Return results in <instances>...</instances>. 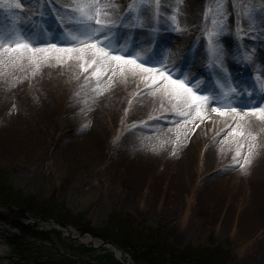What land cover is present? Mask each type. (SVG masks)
Segmentation results:
<instances>
[{
	"label": "rangeland",
	"instance_id": "obj_1",
	"mask_svg": "<svg viewBox=\"0 0 264 264\" xmlns=\"http://www.w3.org/2000/svg\"><path fill=\"white\" fill-rule=\"evenodd\" d=\"M92 1L71 0V3L77 7ZM130 1L131 11L142 13L139 20L137 16L128 20L126 13L119 15L121 0L117 4L108 0L106 4L115 5L110 13L111 33L105 30L101 35L108 32V43L116 50L115 54L131 53L126 58L139 54L149 61L146 67L159 68L166 62L164 54L151 47L152 32L145 38L140 36V45L131 42L134 47L126 39L131 38V31L136 36L143 30L148 32L144 25L152 28L156 21L165 24L168 21L154 19L158 11L156 3L155 7L148 5L153 0H145V8L141 7L142 0ZM180 1L159 0V6L165 4L161 11L170 18L178 9L179 24L187 34L216 32L223 24V31L229 30L231 34L224 37L222 45L234 44L237 38L242 48L252 45L248 37L253 33L264 35L261 20L248 14L254 11L264 14V0H200L198 7L188 9V14L178 4ZM64 2L0 0V34L5 37L13 34L11 38L17 39L23 33L33 48L47 49L38 56L29 51L25 53L27 58H20L11 47L8 53L0 48V209L7 213L0 222L12 230L5 236L6 253L12 255L10 264H124L111 249L91 247L90 242L73 239L63 231L33 221L41 216L67 225L74 232H90L96 239L111 241L137 264H264V208L259 210L256 222L247 221L252 206L264 204V177L255 180L248 174L244 179L230 176L239 169L253 173L258 165L264 172L263 151L242 150L238 161L235 155L227 157L236 160V165L229 170L222 167L218 173L212 171L210 182L219 181L218 185L222 176L226 181L222 190L208 196L206 202L201 200L198 190L190 193L189 186L195 182L192 177L173 179L178 183L172 188L171 179L160 175L158 164L150 165L140 175L135 162H127L124 157L144 150L150 153L154 148L167 150L170 155L183 149L191 151L192 113L188 116L162 113L152 121L150 112L131 111L139 98L130 100L132 103L125 107V112H113L124 98L120 95L124 89L118 77L121 69L115 68L117 63H93L90 55L77 60L76 53L51 48L53 44L57 48L81 47L72 41L80 17L68 6L63 7L67 14L59 10L58 3ZM15 3L21 4V8L9 7ZM30 11L40 16H32ZM50 15L55 20L47 19ZM198 42L206 47L204 41ZM165 49L170 52V46ZM177 49L173 51L171 46L172 52L181 56L184 51ZM245 60L250 65L248 58ZM186 65L182 61L177 69L188 76L192 69ZM69 66L74 67L76 75H80L79 68L84 71V83L74 90L72 84L78 79L69 76ZM209 71L213 77V69ZM247 71L263 88V76L251 68ZM140 77L144 80L142 75L137 76ZM154 80L149 78L147 82L152 84ZM161 84L159 81L151 88L145 85L139 93L146 96ZM110 93L115 103L109 102L101 110L99 104L105 103L103 99L107 96L112 97L104 96ZM198 93L208 95L204 88ZM218 95V92L212 95L216 103ZM234 96L240 106H233L240 109L261 107V94ZM91 106L97 110L89 112ZM110 123L113 129L109 130ZM164 127L170 128L169 137H165ZM114 128L120 129L118 141H114ZM69 145L76 147L70 152ZM228 154L224 153L221 160ZM246 156L251 160L247 167ZM192 157L196 158L195 152ZM238 182L242 184L239 193L229 191L228 187L233 186L230 183ZM11 241L15 242L16 251Z\"/></svg>",
	"mask_w": 264,
	"mask_h": 264
},
{
	"label": "bare ground",
	"instance_id": "obj_2",
	"mask_svg": "<svg viewBox=\"0 0 264 264\" xmlns=\"http://www.w3.org/2000/svg\"><path fill=\"white\" fill-rule=\"evenodd\" d=\"M65 1L66 2L64 3H58L57 6L59 10L62 9L67 14V11L64 8L68 6L69 8L73 9L75 5L74 3H71V0H65ZM107 1L108 0H93L91 4H100V3L106 4ZM110 1H112L114 4L115 2L116 4L118 3V0H110ZM121 1L122 3H118L120 4L118 7L120 10L119 15L121 13H126L128 15L127 16L128 20L130 19L132 20L133 18H135L137 14L133 11H130V9H132L130 6V3L132 1L130 0H128L127 2H124V0ZM178 4H180L184 12L188 14L190 13V10L192 8H196L199 6L200 0H181L180 2H178ZM148 5H150L149 6L150 8L155 7V1L154 0L151 1ZM164 5L165 4H162L158 7V11H157L158 15L157 13L155 15L156 18L169 19L166 13L164 14L161 11V8L164 7ZM188 9L190 10L188 11ZM29 14H31L32 16L39 15V13L35 14V12H31V11L29 12ZM163 14L165 17H162ZM233 14L235 15L234 11ZM248 14L250 15V18L261 20V24H264L263 13H260L259 11H254L253 14H251L250 12ZM127 17H126V21H127ZM166 24L163 26V29L158 32H155L156 31L155 28L151 29L145 27L144 25V29H146L148 32H144L145 30H143L139 34V36L135 35L133 39L139 37L138 45H140L142 43L140 36L142 38H145L147 37L150 31L152 32L153 37H155V42H158L156 46H154V49L156 51L161 53L165 51L166 47L170 46V52L166 53L165 51L164 56L166 55L165 65L167 66V72L172 76V79L185 81L186 84L188 81H196L200 85V90L204 88L208 91V96H212L214 92L220 93V96L219 95L216 96L217 103L214 106L229 105V104H231L232 106L233 104L240 106L239 99H233L232 98L233 96H231L230 98V93L228 91L229 85H233L232 87L234 86L237 87L239 85L246 84L245 86L249 88L246 90V92H252L253 93L252 96L257 97L256 96L257 94L255 95V91L259 93V90H257L258 88L255 87V85L253 84H248L251 83L253 79L249 76L247 68H251L255 70L260 75H262L264 79V35L262 36L260 35L262 37V42L257 41L255 43V45L257 44V46L255 47L254 45L253 47H250L249 53L245 54V53H239L237 50L235 51L234 49H230L229 47L225 48L224 45H222V41L224 37L229 36L231 34L229 30L222 31L218 37L213 35L214 32H209V31L208 33L201 32L198 33L197 36L196 35L194 36L192 34H187V31L185 30L177 31L173 27L168 28V25L171 26L170 22H168L167 25ZM157 26H159L158 23L155 24L156 28ZM179 27L182 28V25L179 24ZM127 30L129 31V28H127ZM205 33H207L211 37H208V35H206ZM106 34H108V32H106ZM258 37H252V38H258ZM198 40L204 41L206 47L199 44ZM126 41L130 43L129 44L130 47L136 46L133 43H131V40L130 38H128V36ZM175 45L177 48H179L180 50L182 49L184 51L181 56L180 54L178 55L177 53L172 52L171 46L173 48V51H176L177 49L176 47H174ZM245 58H248V60L250 61V65L247 64ZM182 61L184 62V65L187 64L186 66L192 69L188 76L183 75V73L179 72V70L177 69L179 67L178 65ZM112 63L113 65H115L116 62H112ZM120 63H122V61L119 62V64ZM204 67L205 68L211 67L214 70L213 78L215 82L212 81V78L209 76V74H205ZM115 68L120 69L118 65ZM74 70L75 69L73 66H69L68 68L69 76L73 79H78V80H74V83L72 84L74 86L73 90L84 83L83 82L84 71L81 68H79L78 70L80 75H76V72ZM138 75L140 76V74ZM138 75L132 76L131 74H128L127 71H125L123 74H121V71L118 72L119 81L122 83L124 89V91L120 93V95H122L124 98H123V104H121V106L120 104L116 105V108L112 109L113 112L114 111L117 112L118 110L119 112L120 111L125 112L126 111L125 107L131 104L132 102L130 100H133L134 98H139L140 101L137 103V105L135 104L132 105L131 111L146 112V113L150 112L149 114H151L152 121H155L157 117L159 118V116L162 113L186 112L187 110H189L188 105L184 103L183 96L177 95L176 92L174 91V86H171V82L164 81L160 77L159 72H157L154 76H152L151 79L152 78L155 79L156 82L162 81V84L159 87L160 89L159 88L156 89L155 87V91L149 92L146 96L140 95L139 92L141 88H143L146 85V82L145 80H142L141 77L137 78ZM178 76H180V78H177ZM165 83L169 85L167 91H165L163 87ZM187 86L191 87L192 85L187 84ZM198 92H196V94L200 95ZM236 92L242 93L241 90H239V88H236ZM117 94L119 96V93ZM223 94L225 95L227 94V95L223 96ZM107 95H112V97H108ZM104 96L105 97L107 96L108 98L106 97L105 99H103L105 103L101 101L102 105L99 104L101 110L103 109L102 108L103 106H106L110 103H115V100H112L113 98L112 93L106 94ZM214 106L208 105L206 109L191 110L192 113L191 115L193 116V120H191L192 127L190 131L191 133L193 132L192 134L193 140L191 139L190 142H194L192 147L193 151L192 150L190 151L189 149H183V151L179 152V154L176 153L177 155L176 154L170 155L167 152V150L157 151V149L154 148L150 151V153H147L144 150V151H138L139 153H136L133 156H126L124 157L125 161L127 162L134 161L137 167V171L139 172L140 175L143 174L144 171L148 169L150 165L158 164L157 166L160 167V175L164 174L166 178L171 179L169 185L170 187L172 186V188L178 183L175 182L173 179L177 180V178L192 177L193 181L195 182L193 184H190L189 186L190 193H194L195 191L198 190L199 194L202 195L201 200H204V202H206L208 200L207 199L208 196L216 195L222 190V185L226 181L225 177L222 176L221 178H218L220 181H222L220 182V184L217 185L219 181L210 182L209 180H211L212 171L214 172L216 171L218 173L222 170V167L225 168L226 170L227 169L229 170L232 168V166L236 165L237 162L236 160L232 161L230 159H226L227 157L231 155H236L237 152L241 153L242 150L248 151L253 148L255 152L258 149V152H260L261 150L263 151L262 153L264 154V115H261L259 112H257L255 115H251V114L245 115V113H251L252 110L240 109L237 106H234L236 108V114H231L230 107L228 108L221 107V111H224L226 115L220 116L218 113H213L211 111V108ZM261 107H264V98L262 99ZM90 109L91 111L88 110L89 112H95L97 110L95 106H91ZM189 120L190 119H188L187 121ZM172 121L173 120H171L170 122ZM111 126L112 124L110 123L109 130L113 129V127ZM114 129H115L114 141H118L120 129L117 128ZM164 130H166L165 137H169L167 133L169 132L170 128L164 127ZM222 134H224L225 136L222 137ZM150 135L153 136L152 134ZM159 135L160 134H156L155 136H159ZM169 142H170V138H168V143ZM241 145H243V147H241ZM72 146L73 145H69V147L67 148L68 151L71 152V150L69 149H73L76 147V146L75 147ZM152 146L154 147L155 145ZM83 152L85 155L84 150ZM194 152L196 158L192 157V154ZM226 152H229L230 154H228L221 160V157ZM77 153L79 152L77 151ZM260 160L261 157H259V161ZM225 161H227L228 163ZM259 161L256 160V162L254 161V163L257 164ZM245 167H247V164ZM190 168H193L194 170L191 171ZM246 174L254 177L255 180L264 177V172L263 170L260 169L259 165L256 166L253 173L250 171L239 169L233 174H230V176L232 175L233 179H239L242 177L244 179ZM211 181H213V179ZM230 185L233 186L228 187L229 191L232 190L233 191L232 193L238 194L242 184H239L238 182L236 184L230 183ZM246 187L247 185L245 184L244 185L245 190ZM225 190L226 188L222 192H224ZM263 198H258V199H263ZM251 205L252 202L249 204V206L251 207ZM252 207L253 209L250 210L247 216L248 218L247 221H250L251 223L257 221L260 215L259 210L264 208V204L255 203ZM185 210H188L187 205L185 207ZM182 219L184 220L185 217H182ZM82 239L85 242H88L90 240L89 236H84Z\"/></svg>",
	"mask_w": 264,
	"mask_h": 264
},
{
	"label": "snow or ice",
	"instance_id": "obj_3",
	"mask_svg": "<svg viewBox=\"0 0 264 264\" xmlns=\"http://www.w3.org/2000/svg\"><path fill=\"white\" fill-rule=\"evenodd\" d=\"M155 3L158 8L159 0H155ZM9 7L20 9L21 5L19 3H15L9 5ZM114 7L115 5L111 3L89 4L74 7L72 11L75 14H78L80 19L76 22V35L72 36V41L75 44L80 45L81 47L57 48V46L53 44L51 45V48L55 49L57 52H63L66 54L76 53L75 58L77 60L82 59L84 55H90L92 57L93 63L107 64L111 62H116L121 69V74L127 71L132 76H136L138 74L142 75L146 82V87L148 88L154 87L157 82L154 80L152 84H148L147 80L154 76L157 72H159L160 77L164 81H170L171 86H174V91L176 92V94L182 95L184 103L188 105L189 111L178 112L175 113L176 115L188 116L190 115L191 110L193 109H206L210 103L213 105L216 104L214 96L196 94V92L200 91V85L198 82L188 81L187 84L192 85L191 87H189L187 86L185 81L172 79V76L167 72L166 65H161L159 68L146 67L145 65H147L149 61L141 58L139 54H137L134 58H126V55L128 57H131V53H127L126 55L115 54L116 50L113 49L108 43L110 37H108L106 34L101 35L102 33H105V30L111 29L112 20L110 13L111 9ZM141 7H147L145 0H142ZM140 15H142V13L137 15V20H139ZM178 16L179 10L176 9L174 15L170 18V20L173 23V27L175 30L182 31L183 29L179 27ZM223 28L224 25L220 24L218 31L214 32L213 35L218 37L223 31ZM11 35L13 34H10L9 37H5L3 34H0V48H3L5 53H8L11 47V50L17 52L20 58H27L25 56L26 52L30 51L34 55L38 56L39 54L45 53L47 51V49L45 48H33L31 42L27 41L26 38L23 37V33H21L20 38L17 39H12ZM69 58L71 59L72 56L69 55ZM121 61L123 63L119 64V62ZM38 66L39 65H37V67ZM89 66L91 67V65ZM84 70L86 71L87 69ZM163 87L165 91H167L169 85L165 83ZM241 92L242 95H247L248 97H252L253 95L252 92H246L244 90H241ZM229 93L230 98L231 96L236 95V87H231L229 89ZM221 107H230L231 114H236V108L231 104L214 106L211 108V111L213 113H218L220 116H225L226 113L224 111H221ZM257 112H259L261 115H264V107L252 109L251 113H245V115H255ZM241 147H243V145H241ZM240 156L241 153L237 152L234 156V159L238 161ZM245 163H251V160L247 156L245 157ZM241 167H244V165H241Z\"/></svg>",
	"mask_w": 264,
	"mask_h": 264
},
{
	"label": "water",
	"instance_id": "obj_4",
	"mask_svg": "<svg viewBox=\"0 0 264 264\" xmlns=\"http://www.w3.org/2000/svg\"><path fill=\"white\" fill-rule=\"evenodd\" d=\"M47 222H51L50 220H46ZM66 229H68V227H65ZM84 234H86V233H84V232H81V233H78L77 235H71V236H75V237H80L81 235H84ZM92 237V236H91ZM93 239V242H94V238H92ZM93 244H95V243H93ZM100 245H111V246H113L114 248H116V249H118L119 250V252L121 253V255H120V257L121 258H123V256H124V252H123V250L122 249H120L119 247H117L115 244H113L112 242H100ZM126 257H127V259L128 260H130V258H129V256H127L126 255Z\"/></svg>",
	"mask_w": 264,
	"mask_h": 264
}]
</instances>
